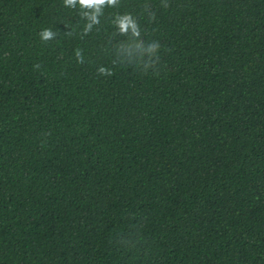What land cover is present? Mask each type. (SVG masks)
<instances>
[{
	"label": "trees",
	"instance_id": "1",
	"mask_svg": "<svg viewBox=\"0 0 264 264\" xmlns=\"http://www.w3.org/2000/svg\"><path fill=\"white\" fill-rule=\"evenodd\" d=\"M82 11L0 0V264H264V0Z\"/></svg>",
	"mask_w": 264,
	"mask_h": 264
},
{
	"label": "clouds",
	"instance_id": "2",
	"mask_svg": "<svg viewBox=\"0 0 264 264\" xmlns=\"http://www.w3.org/2000/svg\"><path fill=\"white\" fill-rule=\"evenodd\" d=\"M66 7L76 8L77 5L82 9V16H84L88 23L85 26V33L91 31L93 25L99 24V17L103 14V9L108 7H115L118 5L119 0H63ZM167 7V4H165ZM155 14H150V19H154ZM114 25L117 27L121 35L130 36L131 42L127 45H121L118 52L121 55V62L142 64L145 69L154 66L159 57L156 55L160 45L158 42L153 41L145 44L139 40L140 28L136 19L130 14H118L113 20ZM43 41L51 40L55 37V33L51 29H43L39 33ZM77 58L80 63H83V57L78 50ZM155 57V59H153ZM38 67V66H37ZM98 71L101 74L111 75L110 69L100 67Z\"/></svg>",
	"mask_w": 264,
	"mask_h": 264
}]
</instances>
